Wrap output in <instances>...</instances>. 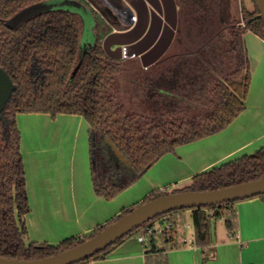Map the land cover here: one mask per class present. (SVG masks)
I'll use <instances>...</instances> for the list:
<instances>
[{
	"label": "trees",
	"instance_id": "trees-1",
	"mask_svg": "<svg viewBox=\"0 0 264 264\" xmlns=\"http://www.w3.org/2000/svg\"><path fill=\"white\" fill-rule=\"evenodd\" d=\"M42 1L45 0H0V67L15 84L11 98L0 113V256L29 260L72 248L137 205L155 198L157 192L219 189L264 176L262 147L253 154L195 175L182 189L168 186L153 191L142 202L123 209L89 234L72 236L58 244L27 242L28 229L23 218L30 211V202L18 114L48 113L53 119L59 114L85 117L91 126L95 192L112 199L137 182L165 154L224 130L239 116L246 107L251 83L244 34L251 31L264 39V23L259 17L256 0H252V9L240 0L227 27L226 51L232 68L210 84L209 109L193 115L175 111L152 116L129 108L120 98L118 78L125 59L111 57L104 49L103 41L113 32V27L105 12L100 11L98 0H75L85 5L95 20V43L87 48L84 59V22L78 13L51 10L16 26L10 25V19L18 12ZM236 202L160 214L77 264L105 259L128 236L142 231L161 215H167L166 221L172 225L161 234L149 235L143 244L146 264H168L166 252L179 248L187 238L186 209L191 210L192 243L204 247L211 243L214 221L223 219L228 229L235 228Z\"/></svg>",
	"mask_w": 264,
	"mask_h": 264
},
{
	"label": "crops",
	"instance_id": "crops-1",
	"mask_svg": "<svg viewBox=\"0 0 264 264\" xmlns=\"http://www.w3.org/2000/svg\"><path fill=\"white\" fill-rule=\"evenodd\" d=\"M117 19L113 15L112 20ZM244 42L251 70L245 109L224 130L165 154L112 199L95 192L91 126L85 117L59 114L53 119L48 113L18 114L30 202V211L23 218L27 242L58 244L72 236L89 234L153 191L188 186L195 175L264 147V39L247 31ZM154 66L145 69L144 76L155 81L158 69ZM234 210L233 230L223 219L221 224L214 221L209 245L185 242L166 252L168 264H264V196L239 200ZM188 225L191 228V223ZM136 234L128 236L105 259L83 264H146V249ZM192 238L193 233L188 239Z\"/></svg>",
	"mask_w": 264,
	"mask_h": 264
},
{
	"label": "water",
	"instance_id": "water-1",
	"mask_svg": "<svg viewBox=\"0 0 264 264\" xmlns=\"http://www.w3.org/2000/svg\"><path fill=\"white\" fill-rule=\"evenodd\" d=\"M101 1L106 6L111 2L110 0ZM125 1L130 4L123 5V10L129 11L132 18L123 20L121 15L117 16V22L122 25L123 29L114 30L105 37L104 49L108 55L118 59L139 57L143 67L148 69L168 58L166 52L175 39L179 19L177 2L176 0H155V4L150 1L151 13L156 11L159 17L157 25L152 31L153 20H151L150 10L146 3V1L149 3V0H143L146 6L144 5L142 14L130 0ZM138 1L142 2V0ZM256 2L260 12L259 17L264 23V0H256ZM59 9L75 12L81 16L84 22L82 44L88 43L92 38L95 20L91 11L75 0H45L32 4L18 12L10 19L9 23L16 26L36 14ZM113 14L116 16L115 11ZM113 45H117V47L113 48ZM156 80L157 78H155ZM153 81H150V84ZM163 88L165 87H158L160 92L165 91ZM14 89L15 84L12 78L5 69L0 67V113L5 109ZM263 194L264 176L219 189L182 190L168 194L157 192L155 198L137 205L129 213L109 224L93 237L72 248L47 257L29 260L0 256V264H77L103 251L116 240L160 214L182 208L220 205Z\"/></svg>",
	"mask_w": 264,
	"mask_h": 264
},
{
	"label": "rangeland",
	"instance_id": "rangeland-1",
	"mask_svg": "<svg viewBox=\"0 0 264 264\" xmlns=\"http://www.w3.org/2000/svg\"><path fill=\"white\" fill-rule=\"evenodd\" d=\"M244 2L248 8H253L252 0ZM98 3L100 11L105 12L112 27H116L112 20L113 11L106 8L101 0ZM178 4L180 28L166 52L168 58L154 66L158 69L159 80L154 82L150 76H144L145 68L138 58H124L122 62L119 94L122 102L131 109L152 116L175 111L193 115L205 111L209 109L210 84L232 68L226 51L227 27L240 0H178ZM91 37L88 43L83 44V59L87 48L95 43L93 30ZM149 80L153 82L150 84ZM160 86H164L165 91L160 92ZM170 86L171 89H167ZM170 187L184 188L179 185ZM185 213L187 236L191 237L193 228L187 227L191 223V210L186 209ZM166 217L161 215L152 223L155 226L161 222L165 224L168 222Z\"/></svg>",
	"mask_w": 264,
	"mask_h": 264
},
{
	"label": "flooded vegetation",
	"instance_id": "flooded-vegetation-1",
	"mask_svg": "<svg viewBox=\"0 0 264 264\" xmlns=\"http://www.w3.org/2000/svg\"><path fill=\"white\" fill-rule=\"evenodd\" d=\"M111 2L108 4V6H106V8L110 9L111 11H115L117 12L116 14V17L119 15H122L124 17H127V18H132V14L129 12V11H124L123 8L125 5V2L124 0H110ZM150 1L152 3H155V0H149V3L146 1L147 3V6L149 7V10H150V16H151V20H153V25H152V31L155 29L156 25H157V22H158V13L156 11L152 12V5L150 4ZM130 2H132L134 4V6H136L137 10L139 13H143V8L146 6L145 2L142 0V2L138 1V0H130ZM177 2V6H178V11H179V4H178V0H176ZM145 5V6H144ZM114 15V14H113ZM180 18V17H179ZM139 20V17L137 18V21ZM114 25H116V27L113 28V31L114 30H121L123 29L122 28V25H120L118 22H116V20H114ZM113 25V26H114ZM180 26H179V19H178V25H177V29H176V35H177V32L179 30ZM175 35V37H176ZM117 45H113V48H116ZM135 58H138L140 59L139 57H135Z\"/></svg>",
	"mask_w": 264,
	"mask_h": 264
},
{
	"label": "built area",
	"instance_id": "built-area-1",
	"mask_svg": "<svg viewBox=\"0 0 264 264\" xmlns=\"http://www.w3.org/2000/svg\"><path fill=\"white\" fill-rule=\"evenodd\" d=\"M172 225L171 222H166L164 225L159 224L155 226L153 223L147 224L144 229L136 234L138 240L142 243L146 242L149 235L152 234H161L165 228H168ZM189 226V225H188ZM232 235H236V233H232ZM192 241V239H185V242Z\"/></svg>",
	"mask_w": 264,
	"mask_h": 264
}]
</instances>
